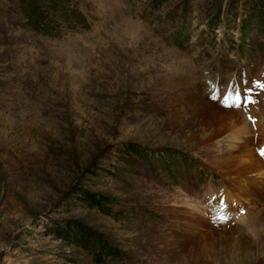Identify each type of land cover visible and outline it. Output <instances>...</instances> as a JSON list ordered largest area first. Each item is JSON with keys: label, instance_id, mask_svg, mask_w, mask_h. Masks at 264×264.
Segmentation results:
<instances>
[{"label": "rangeland", "instance_id": "374dc122", "mask_svg": "<svg viewBox=\"0 0 264 264\" xmlns=\"http://www.w3.org/2000/svg\"><path fill=\"white\" fill-rule=\"evenodd\" d=\"M181 66L230 112L214 136L160 88ZM254 81L264 0H0V264H264L211 238L264 233Z\"/></svg>", "mask_w": 264, "mask_h": 264}, {"label": "bare ground", "instance_id": "6f19581e", "mask_svg": "<svg viewBox=\"0 0 264 264\" xmlns=\"http://www.w3.org/2000/svg\"><path fill=\"white\" fill-rule=\"evenodd\" d=\"M157 78L162 84L160 88L171 96L170 101L173 105L171 106L173 111L177 114L180 113L186 121L199 125L198 133H200L201 139L214 136L221 130L219 122L227 117L230 112L207 100L202 94L200 86L194 84L189 73L185 74V67H167L163 72L159 73ZM262 167H259L257 171L259 175L264 172V170H260ZM260 227L264 229V222ZM234 235V233L211 232L212 240L216 241L215 248L221 249V247H224L227 250L229 247H234L238 249L264 250V233L254 232V241L250 240V238L244 239ZM256 254L258 256V253Z\"/></svg>", "mask_w": 264, "mask_h": 264}, {"label": "snow or ice", "instance_id": "6c2138e0", "mask_svg": "<svg viewBox=\"0 0 264 264\" xmlns=\"http://www.w3.org/2000/svg\"><path fill=\"white\" fill-rule=\"evenodd\" d=\"M245 84V88L243 89V93L241 91V88L237 86H232L231 84L229 85V90L226 95L223 96V106L227 108H240L242 105L244 107H248L251 104L255 103V100L252 99V89L246 87L247 81L243 82ZM253 87L256 89H259L261 91H264V83H259V82H253ZM242 95L244 99L242 100ZM211 99L213 101H216L219 99L218 95L213 94L211 96ZM251 119V118H250ZM254 123V121H253ZM262 157H264V149H262L259 153ZM220 208H221V215L217 216L214 218V220H220L221 222H226L227 220L230 219V217L224 215L223 213L226 211L227 205L225 201L222 199L220 201ZM243 214V212L241 213Z\"/></svg>", "mask_w": 264, "mask_h": 264}, {"label": "trees", "instance_id": "16d2710c", "mask_svg": "<svg viewBox=\"0 0 264 264\" xmlns=\"http://www.w3.org/2000/svg\"><path fill=\"white\" fill-rule=\"evenodd\" d=\"M36 28L39 29V30H43V28H40V26H38V25L36 26ZM133 152L135 153L136 150L134 149ZM87 196H88L87 199H88V202H89L90 205H95V207L101 209L104 213H108L109 212V210L107 208H105V206H104V205H106L105 202H104L105 199H106L105 197L101 196L100 198L99 197H97V198L94 197L93 198V196L88 195V194H87ZM78 243H79V245H82L81 242H78Z\"/></svg>", "mask_w": 264, "mask_h": 264}]
</instances>
